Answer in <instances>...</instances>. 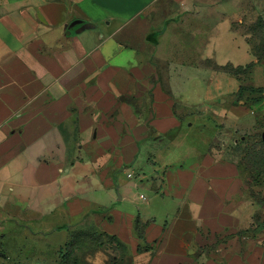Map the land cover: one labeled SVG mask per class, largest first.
<instances>
[{"label": "crops", "instance_id": "crops-1", "mask_svg": "<svg viewBox=\"0 0 264 264\" xmlns=\"http://www.w3.org/2000/svg\"><path fill=\"white\" fill-rule=\"evenodd\" d=\"M211 1L0 0L1 236L23 226L61 243L94 222L130 264H264V243L248 237L264 217L262 179L218 148L235 127L264 137V98L237 100L242 81L204 67L234 65L247 44L231 17L188 12ZM201 70L206 103L190 112L177 89ZM191 118L201 143L181 165ZM144 161L153 195L129 218V169Z\"/></svg>", "mask_w": 264, "mask_h": 264}, {"label": "rangeland", "instance_id": "rangeland-1", "mask_svg": "<svg viewBox=\"0 0 264 264\" xmlns=\"http://www.w3.org/2000/svg\"><path fill=\"white\" fill-rule=\"evenodd\" d=\"M197 5V4H195ZM209 5V7H206ZM188 12L198 13L210 17L227 19L231 17L233 19L232 28L238 30L240 33L245 34L247 38V44L245 49L241 51L240 55L236 57H231L236 60V63L220 65V61L226 60L224 56H216L212 58V61H203L205 66H214L215 75L226 74V71L237 72L236 69L239 66L247 65L252 62H256L250 72L240 75L245 83L249 86H264V62L256 61V57L253 52H257L264 56V0H212L209 4H203V8H189ZM224 21V20H223ZM227 30L226 24L221 23L217 26L213 34L221 35ZM190 58V56H189ZM194 59V57H192ZM238 65V66H237ZM191 74L196 75L195 81L191 80L192 85L177 89L179 92L178 97L182 99L183 103L190 108L192 111L193 105L206 103L204 100L208 90L206 80L209 79L211 73L201 70L198 72H192ZM184 84V83H183ZM249 93V92H248ZM246 95L248 97H260V92H254L252 94ZM186 100H188L186 102ZM235 100L234 98L232 99ZM238 102V101H237ZM239 103H243L241 100ZM207 105V104H206ZM264 112V111H263ZM258 129L264 127V114L259 116ZM189 121V122H188ZM187 141L186 145L180 149L181 162L179 164L184 165L193 159L192 153H195L194 147L201 143V135L197 130L198 122L195 119L187 120ZM192 124V125H191ZM256 129L235 127L232 129V136L226 137L222 136L218 142L219 149H230L231 154L234 158L244 159L255 162L256 169H262L264 172V142H261L259 138L253 137L255 135ZM264 130V129H263ZM259 133V132H258ZM262 133V132H260ZM247 135V136H245ZM240 137L243 138L244 144L240 147L231 148L233 142H236ZM181 144V143H180ZM147 161V160H146ZM149 163L142 162V164L131 166L129 169L133 175L129 179L133 183H137L135 188H131L132 194H136L135 199L130 201V199L122 203L120 209L126 212V215L130 216L139 213L141 210L146 208L145 200L153 195V191H149L142 187V183H148L149 179L142 177L146 173H150L152 166L146 169ZM262 181L259 182L260 185L254 187V190L258 193L264 191V177L261 178ZM143 194L146 199H142L140 195ZM161 209V207L159 206ZM158 214L160 222H163V215ZM119 218L118 220H120ZM162 220V221H161ZM263 221V220H262ZM260 222L257 227L254 228L253 232L250 233V238L257 235L258 239L264 243V222ZM123 224V223H122ZM108 229L118 232L121 229V223L116 221L114 224L109 225ZM10 228V227H7ZM13 228V226L11 227ZM96 229V224H88V226L79 232H77L75 237L71 240L69 244H66L70 239L68 234L64 242H59L55 240L52 233H35L23 226H17L10 232H6L4 235H0V264H88L85 259V255L88 252L93 251L100 241L105 242V248L107 249L108 256L110 255L109 264H128V259L123 256V248L120 244L114 242L110 237L104 238L99 235L94 234ZM242 233L236 236H229L225 239L226 243L232 244L235 239L242 238ZM251 241V240H250ZM101 255L102 259H89V264H105L106 256Z\"/></svg>", "mask_w": 264, "mask_h": 264}, {"label": "trees", "instance_id": "trees-1", "mask_svg": "<svg viewBox=\"0 0 264 264\" xmlns=\"http://www.w3.org/2000/svg\"><path fill=\"white\" fill-rule=\"evenodd\" d=\"M253 54L255 55L257 62H260V61L264 60V56L260 55L259 53H257V52L254 53L253 52ZM255 63L256 62L254 61L252 63L247 64L246 66H239V67L236 68L238 70L237 72L226 71V73H230L232 75H235L239 80L242 81V84L240 85L239 91L237 93V100L243 99V97L246 96L247 97V102L255 103V102H258V101H260V100H262L264 98V88L263 87H253V86L246 85L244 83L243 78H241L243 74L248 73V72L251 71V69L253 68ZM240 75H241V77H240ZM254 92H260L261 96L260 97H254V96L248 97L246 95V93L252 94ZM261 128H264V127H261ZM253 137L259 138V140H261V142H264V137H263V135L260 132L256 133ZM243 144H244V140H243L242 137H240L237 140V142H233L231 148H236V147L238 148V147H240ZM240 160L243 161L246 164L247 168L249 169V171H250V173H251V175L253 177H255L256 179H261L262 177H264V172L262 171V169H260V170L256 169L255 162L253 161L254 159L251 160V164L249 163V161H246L244 159H240ZM261 221L264 222V217H258L257 218V225ZM77 232H79V231H75V232H73L71 234L70 240L66 244H69L71 242V240L76 236L75 234ZM94 234L99 235V236L104 237V238L110 237L114 242L120 244L122 246V248H123V254H124L123 256H125L126 259H128V264H130V258H129V256L127 254L126 246L117 238V236L109 235L107 233H100V232H97V231H94ZM141 249H142V247L140 246L139 250H141ZM100 250H105V251L107 250L105 248L104 240L100 241L93 251L88 252L85 255V259L87 260L88 264H89L90 256L93 255L94 253L100 251ZM109 258H110V255H109ZM106 264H109V260L106 261Z\"/></svg>", "mask_w": 264, "mask_h": 264}, {"label": "built area", "instance_id": "built-area-1", "mask_svg": "<svg viewBox=\"0 0 264 264\" xmlns=\"http://www.w3.org/2000/svg\"><path fill=\"white\" fill-rule=\"evenodd\" d=\"M236 142H237V141H236ZM131 176H132V174H129V177H131ZM140 197H141L142 199H145V196H144L143 194H141Z\"/></svg>", "mask_w": 264, "mask_h": 264}]
</instances>
